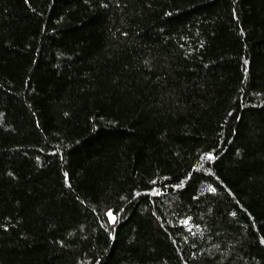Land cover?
<instances>
[{
    "label": "trees",
    "instance_id": "trees-1",
    "mask_svg": "<svg viewBox=\"0 0 264 264\" xmlns=\"http://www.w3.org/2000/svg\"><path fill=\"white\" fill-rule=\"evenodd\" d=\"M0 264H264V0H0Z\"/></svg>",
    "mask_w": 264,
    "mask_h": 264
},
{
    "label": "snow or ice",
    "instance_id": "snow-or-ice-1",
    "mask_svg": "<svg viewBox=\"0 0 264 264\" xmlns=\"http://www.w3.org/2000/svg\"><path fill=\"white\" fill-rule=\"evenodd\" d=\"M214 157H211V156H209L208 157V159H213ZM211 191H214V189H210ZM107 215H108V217L110 218V220L112 221V222H114L115 221V217L113 216V214H112V212L111 211H109L108 213H107Z\"/></svg>",
    "mask_w": 264,
    "mask_h": 264
}]
</instances>
